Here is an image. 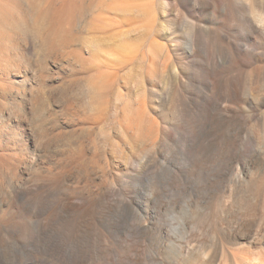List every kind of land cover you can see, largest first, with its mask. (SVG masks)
I'll list each match as a JSON object with an SVG mask.
<instances>
[{
    "label": "rangeland",
    "instance_id": "obj_1",
    "mask_svg": "<svg viewBox=\"0 0 264 264\" xmlns=\"http://www.w3.org/2000/svg\"><path fill=\"white\" fill-rule=\"evenodd\" d=\"M258 16L264 0H0V263L78 264L90 241L121 264H261Z\"/></svg>",
    "mask_w": 264,
    "mask_h": 264
},
{
    "label": "bare ground",
    "instance_id": "obj_2",
    "mask_svg": "<svg viewBox=\"0 0 264 264\" xmlns=\"http://www.w3.org/2000/svg\"><path fill=\"white\" fill-rule=\"evenodd\" d=\"M256 20H257V22L259 23V24H261L262 26H264V20H263V18H261V17H256ZM36 30V29H35ZM38 31V30H37ZM36 31V32H37ZM259 184V183H258ZM259 187V189L261 190L260 192H263V188H264V183H260L259 184V186H257V188ZM258 189V190H259ZM62 212H65V209H61L60 210V212H59V215L62 213ZM44 216H46V215H43V218H42V220H44V219H47L46 217H44ZM42 226V224H40V225H38V230H37V232L38 233H40V234H42V235H49L51 232H49V230L48 229H45V227H43L42 229H40V227ZM234 240V239H233ZM85 243H93V244H91L90 245V247H88V245L87 244H85L86 245V247H84V246H82V247H80V248H78V247H76L75 248V250H76V252L74 253H70V258H72V257H76V259H77V262H78V264H96L95 262H93V258H91V256L88 254V252H89V250L88 249H90L91 247L93 248V249H98V251H100V252H102L101 253V256H100V254L98 255V256H100V258H99V261H100V264H121V261H120V258H119V254H118V249H116V248H113L112 249V251L114 252V256L111 258V260L109 261H107V257H106V254L104 255L103 254V252H104V250L106 249V245L104 244V243H101V244H103L104 246H98L97 245V248L95 247V246H92V245H95V243L94 242H90V241H85ZM97 243V242H96ZM115 247H117V246H115ZM104 249V250H103ZM250 251H252V250H250ZM70 252H72V250H70ZM106 252H108L107 250H106ZM261 252V251H260ZM61 253V252H60ZM63 253H65V252H62V254ZM22 254V253H21ZM21 254H19V255H21ZM62 254H61V260H60V262L57 260L56 261V263L55 264H64V260H63V258H62ZM254 254V253H253ZM252 254V255H253ZM25 256H22V258L19 260V264H24V263H27V262H32V260H31V258L30 257H28L26 254H24ZM257 255V254H256ZM256 257H257V259H256ZM256 257H254L255 258V260H258V262L260 261L261 262V264L262 263H264V254H262V253H258V255L256 256ZM198 260V259H197ZM251 260H254V259H251ZM50 262H52V264H54L53 263V261L52 260H49ZM133 261V260H132ZM131 262V261H130ZM257 262V261H256ZM257 262V263H258ZM9 263H11V264H14L15 262H9ZM8 263V264H9ZM1 264V263H0ZM130 264H134L133 262H131ZM200 264V263H199Z\"/></svg>",
    "mask_w": 264,
    "mask_h": 264
}]
</instances>
